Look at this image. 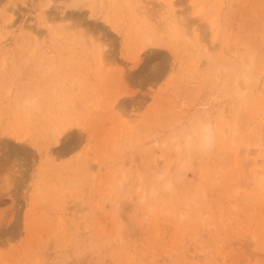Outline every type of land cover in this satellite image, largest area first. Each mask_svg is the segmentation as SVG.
<instances>
[{"label":"rangeland","instance_id":"374dc122","mask_svg":"<svg viewBox=\"0 0 264 264\" xmlns=\"http://www.w3.org/2000/svg\"><path fill=\"white\" fill-rule=\"evenodd\" d=\"M39 2L0 0V264H264V0H49L72 43Z\"/></svg>","mask_w":264,"mask_h":264},{"label":"bare ground","instance_id":"6f19581e","mask_svg":"<svg viewBox=\"0 0 264 264\" xmlns=\"http://www.w3.org/2000/svg\"><path fill=\"white\" fill-rule=\"evenodd\" d=\"M48 1L46 2L45 0H40L39 3H36V7L39 9V23H40V25L41 26L42 25H50V23L56 24L57 28L55 27V30H52V32L54 33V35H56V36L59 37L60 35H62V33H64V31H67L68 32V37H67V39H65V41H67L69 43H72L75 40V36H76L75 35V30L73 29L69 33V31H70L71 28H69L66 25L67 24V22H66L67 21L66 15L65 16L63 15L60 18H56V16L51 17L47 13V9H48L49 3H50ZM69 1H70L69 4L66 3L67 6L69 5V6L75 7V8H80L82 6L87 7L88 5L92 4L91 5L92 6V10L90 12V15L91 16H95L96 15V12L98 10V6H97L96 0H69ZM196 13H199V11L197 10ZM2 16L3 15H0V18H3ZM10 18L12 19V17H9L8 19H6L7 20V24L4 23L5 25L3 24V26L0 27V42L2 41V38H3L2 30L3 29H6L9 26V22L11 21ZM213 25H214V22L211 20L210 21V27H212ZM24 27H26V31H29L30 32V30H32L30 27H28L29 30L27 29V26H24ZM169 30L172 33H175L176 32V29H175L174 26H169ZM31 32H33V31H31ZM34 32H35V30H34ZM213 38H215V35L213 36ZM145 40L148 43L151 42V39L148 36L145 38ZM103 50H104V47L103 46H101V45L97 46V48H95V50H94L93 56L96 57V58L101 59L102 58V54H103ZM205 52L208 53L207 50H205ZM231 57L229 56V58H231ZM233 58H234V56H233ZM239 61H240L241 67L245 68L246 67L245 65H247L245 63V60L241 57L239 59ZM223 65L224 66L225 65H228V63L226 62ZM247 79H248V77L245 74L241 73L239 75H236V77L234 78V83L236 84L237 87H240V82L242 84H245L246 81H247ZM68 127H69V125L68 124H65V125L61 126L60 128H58L56 130L55 135H54V138H53L54 144H56V145L59 144V141H60L59 136L65 130H67ZM15 140H18V137H15ZM213 141H214V132L211 130L210 125L209 124L203 125L201 127V136H200L199 146L202 147V148H204V149H209L211 147V145L213 144ZM189 144H191L190 141H188L186 143L188 149L190 148ZM179 149H180L179 147L176 148L177 151ZM249 163L250 164H248L247 167H248V169L249 168L251 169V171H249V170L248 171L250 172V175L252 176V180L255 181L256 186L258 188L264 187V182H263L264 181V173H260L258 171L259 169L257 170V168H259V167L256 165V160H253L252 162H249ZM263 163H264V161H263ZM263 166H264V164H263ZM263 166L261 168H263ZM167 168L168 167L166 166L164 169H162L160 171V173H159V176L162 175L163 173H165L167 171ZM159 176H158L157 179H160Z\"/></svg>","mask_w":264,"mask_h":264}]
</instances>
